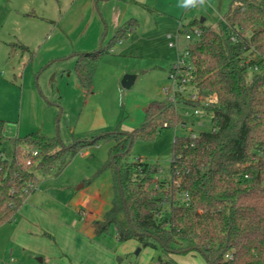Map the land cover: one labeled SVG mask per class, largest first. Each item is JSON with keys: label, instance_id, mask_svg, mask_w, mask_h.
<instances>
[{"label": "trees", "instance_id": "trees-1", "mask_svg": "<svg viewBox=\"0 0 264 264\" xmlns=\"http://www.w3.org/2000/svg\"><path fill=\"white\" fill-rule=\"evenodd\" d=\"M224 20L220 29L201 22V35L187 48L191 82L211 99L216 130L175 138L171 181L156 180V165L128 158L136 137L153 138L184 122L168 99L150 102L144 122L132 131L70 145L40 130L16 137L12 160L4 156L6 121L0 119V225L35 190L38 173H60L82 147L112 139L104 168L113 171L114 196L103 217L93 221L96 234L114 226L119 241L158 244L166 254L199 251L209 264H264V0H232ZM133 26H120L106 47L78 54L75 72L85 89L104 52ZM159 262L170 264L162 256Z\"/></svg>", "mask_w": 264, "mask_h": 264}, {"label": "rangeland", "instance_id": "rangeland-1", "mask_svg": "<svg viewBox=\"0 0 264 264\" xmlns=\"http://www.w3.org/2000/svg\"><path fill=\"white\" fill-rule=\"evenodd\" d=\"M73 1L0 0V119L6 121L3 152L8 160L15 156L14 138L36 130L50 137L58 135L62 143L70 145L140 127L150 102L167 98L163 90L174 84V66L188 45L198 39L195 30L201 19L205 18L204 23L215 29L225 27L224 17L232 2L207 0L203 6L184 8L183 0H98L100 6L94 7L102 33L97 49L101 44L106 47L114 36L111 24L115 19L124 27L134 26L127 38L116 41L109 52H104L87 90L76 75L75 58L54 61L56 57L49 55V48L39 47L50 27L70 10ZM246 33L250 35V31ZM21 38L29 39L30 50L19 44ZM126 74L137 76L130 88L122 85ZM183 107L179 111L186 126L173 124L162 128L153 138L134 139L129 161L156 165V180H172L173 144L177 136L189 134L190 128L197 134L212 129L210 113L199 125L198 116L186 115ZM113 143L108 139L88 144L60 173H38L40 180L27 196L33 195L30 203L41 206L66 228H73L76 221L79 225L74 229L81 232L87 217L102 218L114 196L113 171L104 168ZM169 211L170 204L166 203L165 213ZM86 228L90 231L86 239L63 237L68 246L72 244L80 264H156L160 256L170 264H209L199 251L166 254L158 244L143 246L136 239L121 242L114 226L100 235L91 225Z\"/></svg>", "mask_w": 264, "mask_h": 264}, {"label": "crops", "instance_id": "crops-1", "mask_svg": "<svg viewBox=\"0 0 264 264\" xmlns=\"http://www.w3.org/2000/svg\"><path fill=\"white\" fill-rule=\"evenodd\" d=\"M94 6H100L98 0H74L69 6L70 10L50 27L47 37L42 40L39 47L49 48L51 53L49 55L56 57L54 61L65 58H75L77 61L79 53L97 50L102 25L96 16ZM90 16L92 24L89 22ZM111 25L114 35L122 26L116 19ZM85 26L86 30L83 29ZM80 30L84 32L79 33ZM9 35L13 36L11 33ZM15 37L19 35L15 34ZM19 41L24 49L30 50L29 39L21 38ZM32 196L25 200L12 220L0 225V264H8L9 261L10 264H80L78 256L73 253L72 244L68 246L63 237L81 236L86 239L90 232L86 226L91 225L94 231L93 221L96 219L87 217L82 232L74 229L79 225L76 221L73 228H66L60 220L48 214L41 206L30 203ZM9 248H12L11 255L6 263ZM158 263L160 264L159 261L156 264Z\"/></svg>", "mask_w": 264, "mask_h": 264}, {"label": "built area", "instance_id": "built-area-1", "mask_svg": "<svg viewBox=\"0 0 264 264\" xmlns=\"http://www.w3.org/2000/svg\"><path fill=\"white\" fill-rule=\"evenodd\" d=\"M195 32L198 36L201 35V29L197 28ZM187 38L190 39V34L187 33ZM175 72L171 74L173 83L171 86L163 90L164 95L170 102L174 103L179 109L180 106H184L186 115H195L197 117V123L199 125L203 124V119L206 113H210L211 99L202 96L197 88L191 82L193 79V66L189 60L188 50L182 54L177 63L174 66ZM190 107L192 111L188 109ZM212 116V114H211ZM213 121V119H212ZM213 131L216 130L214 123H212ZM167 125V124H165ZM183 125L186 126L185 122ZM192 139H196L199 134L195 133L192 128H190V133ZM249 175H246L248 177ZM158 186V185H157ZM189 196L185 195V200H188ZM159 264V263H158Z\"/></svg>", "mask_w": 264, "mask_h": 264}, {"label": "water", "instance_id": "water-1", "mask_svg": "<svg viewBox=\"0 0 264 264\" xmlns=\"http://www.w3.org/2000/svg\"><path fill=\"white\" fill-rule=\"evenodd\" d=\"M202 22L205 21V18H202L201 19ZM136 75L135 74H126L124 77H123V80H122V85L125 87V88H130L135 80H136ZM41 260V259H40Z\"/></svg>", "mask_w": 264, "mask_h": 264}, {"label": "clouds", "instance_id": "clouds-1", "mask_svg": "<svg viewBox=\"0 0 264 264\" xmlns=\"http://www.w3.org/2000/svg\"><path fill=\"white\" fill-rule=\"evenodd\" d=\"M207 3V0H183L181 7L188 8L194 6H203Z\"/></svg>", "mask_w": 264, "mask_h": 264}]
</instances>
